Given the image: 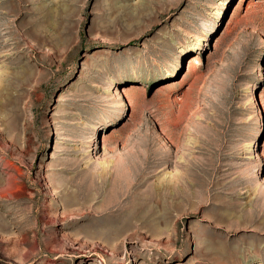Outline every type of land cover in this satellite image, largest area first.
<instances>
[{
	"label": "rangeland",
	"instance_id": "374dc122",
	"mask_svg": "<svg viewBox=\"0 0 264 264\" xmlns=\"http://www.w3.org/2000/svg\"><path fill=\"white\" fill-rule=\"evenodd\" d=\"M0 264H264V0H0Z\"/></svg>",
	"mask_w": 264,
	"mask_h": 264
},
{
	"label": "bare ground",
	"instance_id": "6f19581e",
	"mask_svg": "<svg viewBox=\"0 0 264 264\" xmlns=\"http://www.w3.org/2000/svg\"><path fill=\"white\" fill-rule=\"evenodd\" d=\"M250 146V145H249ZM250 147H252V146H250ZM254 147V146H253ZM249 149H251V148H249ZM253 149V148H252Z\"/></svg>",
	"mask_w": 264,
	"mask_h": 264
}]
</instances>
